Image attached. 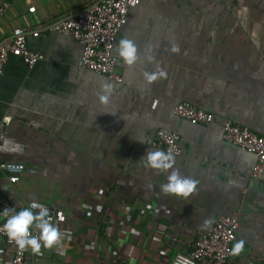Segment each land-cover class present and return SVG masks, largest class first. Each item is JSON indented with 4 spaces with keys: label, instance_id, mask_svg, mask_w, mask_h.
<instances>
[{
    "label": "crops",
    "instance_id": "crops-1",
    "mask_svg": "<svg viewBox=\"0 0 264 264\" xmlns=\"http://www.w3.org/2000/svg\"><path fill=\"white\" fill-rule=\"evenodd\" d=\"M98 1L10 0L0 16V42L18 27L38 30L29 48L44 56L32 67L10 57L0 80V118L13 117L0 164L36 171L11 184L0 170V195L18 212L31 202L49 208L64 234L41 257L28 250L25 264H171L208 231L205 218L232 215L245 251L227 264H264V164L256 173L257 156L223 138L226 122L264 133V0H141L116 43L133 40L138 61L129 67L114 50L121 81L82 68L83 45L46 30ZM158 67L167 78L149 84L144 72ZM106 82L115 87L102 104ZM182 102L214 122L177 117ZM159 131L181 137L174 169L199 181L187 199L162 194L168 173L140 159L148 148L167 152L153 145ZM12 257L0 237V264Z\"/></svg>",
    "mask_w": 264,
    "mask_h": 264
},
{
    "label": "built area",
    "instance_id": "built-area-1",
    "mask_svg": "<svg viewBox=\"0 0 264 264\" xmlns=\"http://www.w3.org/2000/svg\"><path fill=\"white\" fill-rule=\"evenodd\" d=\"M141 0H100L87 9L70 13L50 24L46 30L56 32L73 38L83 45V52L80 66L98 75L121 81L116 75L115 68L117 57L114 53L118 36L122 26L127 20L129 11L140 4ZM10 7V0L0 3V16L7 13ZM40 31H29L25 28H15L11 36L0 42V80L4 69L10 59L14 57L21 60L27 66H35L44 56L29 48L30 37L38 38ZM174 114L188 121L193 125H210L214 122V116L206 111L195 108L188 102H182L175 106ZM13 117L5 115L0 118V138L6 128L12 123ZM223 138L257 156L258 165L256 173L262 172L264 164V133L257 134L248 127L226 122L223 125ZM154 147L171 150L174 155L182 154L181 137L177 133L157 132L153 143ZM0 170L8 175L11 184L20 182L25 174L35 175V169L27 167L23 163L4 162L0 164ZM40 204L31 202V204ZM5 209H12L9 215L15 214L17 209L5 197L0 195V237L13 250L11 264H25L27 251L21 252L14 242L10 241L3 231L5 218L2 212ZM49 210V217L53 214ZM36 210V209H34ZM48 217V218H49ZM214 223L196 242L190 253H179L171 264H227L230 260V249L237 241L239 221L237 216L214 217ZM33 235L35 233L31 229ZM41 257L42 255H38Z\"/></svg>",
    "mask_w": 264,
    "mask_h": 264
},
{
    "label": "clouds",
    "instance_id": "clouds-1",
    "mask_svg": "<svg viewBox=\"0 0 264 264\" xmlns=\"http://www.w3.org/2000/svg\"><path fill=\"white\" fill-rule=\"evenodd\" d=\"M149 51H151L150 47ZM170 51L179 54V46L173 44ZM116 52L119 58L129 67L133 66L139 59L135 42L128 38L119 40L116 45ZM147 58L149 61L154 60L152 56ZM144 78L146 82L151 84L158 79L167 78V73L158 67L154 72H144ZM114 87L115 85L111 82L102 84L100 92L97 93L98 100L102 104L109 103ZM140 159L143 160L146 168L168 173L167 182L159 186L162 194L187 199L196 192L199 181L182 176L178 170L174 169L175 156L171 150L165 152L148 148L146 154ZM169 170L171 171L169 172ZM33 209H36V211H33ZM10 211L12 209H5L2 212V216L5 218L3 231L21 252L30 250L33 255H43L42 248L51 250L62 241L64 234L58 226L49 221V210L44 205L33 203L12 215H9ZM212 223H214L213 218H205L201 224V230L210 229ZM33 227L37 230V235L32 234L31 229ZM244 251L245 241L240 239L233 244L230 255L240 256Z\"/></svg>",
    "mask_w": 264,
    "mask_h": 264
}]
</instances>
